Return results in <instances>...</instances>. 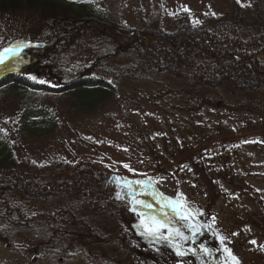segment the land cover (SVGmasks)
Instances as JSON below:
<instances>
[{"label": "rangeland", "instance_id": "rangeland-1", "mask_svg": "<svg viewBox=\"0 0 264 264\" xmlns=\"http://www.w3.org/2000/svg\"><path fill=\"white\" fill-rule=\"evenodd\" d=\"M108 1L119 24L173 31L185 16L202 27L256 0ZM10 22L0 17V29ZM111 54L107 45H75L68 58L32 75L37 82L67 81L98 60L109 72L96 67V75L115 76L108 64L135 71L120 77L117 94L95 111L72 112L64 100L47 97L59 126L47 135L20 136L16 152L37 167L59 164L63 172L82 168L116 177L111 200L85 202L60 192L48 201H23L30 212L77 215L31 227L0 216V264H264V89L244 95L226 84L186 82L132 53ZM16 109L15 102L0 101L4 129L12 128ZM165 213L182 235L146 231L155 220L164 222ZM122 222L142 250L132 252L115 236Z\"/></svg>", "mask_w": 264, "mask_h": 264}, {"label": "trees", "instance_id": "trees-1", "mask_svg": "<svg viewBox=\"0 0 264 264\" xmlns=\"http://www.w3.org/2000/svg\"><path fill=\"white\" fill-rule=\"evenodd\" d=\"M236 5L229 20L219 18L195 27L183 17L175 30L163 31L121 25L97 0H0V17H11L6 28L0 29V50L18 49L27 41L38 43L22 51L0 79V101L7 98L17 106L12 128L0 124V216L21 227H31L40 219L57 222L60 214L75 218L73 210H60L57 215L30 212L23 201H48L60 192L85 202L109 201L118 182L112 175L96 177L82 168L63 172L58 164L37 167L29 158L19 161L16 152L20 136L47 135L59 126L60 116L45 101L47 97L64 100L72 112L95 111L117 94L120 77L134 76V69L122 66L120 72L108 64L116 77L107 78L93 73L96 67H102L101 73L109 72L98 60L67 81L37 82L33 74L46 63L68 58L73 46L87 43L109 46L112 58L132 53L158 73L186 82L211 87L226 84L236 92L257 93L264 89V0L246 8ZM121 227L115 232L120 243L134 253L142 250L128 224L122 222Z\"/></svg>", "mask_w": 264, "mask_h": 264}, {"label": "snow or ice", "instance_id": "snow-or-ice-1", "mask_svg": "<svg viewBox=\"0 0 264 264\" xmlns=\"http://www.w3.org/2000/svg\"><path fill=\"white\" fill-rule=\"evenodd\" d=\"M8 52H11L13 54H18V49L17 48H7V49H3V50H0V64L4 63V59H5V56H4V53H8ZM136 183H140V181H137ZM137 204H140L141 201L137 200L136 201ZM168 204H172V201L169 200ZM146 207H151V205H145ZM168 205H165V207H167ZM173 207L175 208V205H173ZM135 211V209H133ZM165 215V220L164 222H160L159 220H155L154 221V224L156 225V227H151L149 226L148 228H146V231H148L151 235L155 236L157 233H160L161 235H163V230L164 229H168L169 231V235H172V234H175L177 236H180L182 235V233L180 232L179 229H174V228H171V226L168 224V215L167 213L164 214ZM182 219H187L186 216H181ZM250 243H253L255 244L256 241H250ZM206 250V249H205ZM177 255H183L182 252H180L179 250L177 251Z\"/></svg>", "mask_w": 264, "mask_h": 264}, {"label": "water", "instance_id": "water-1", "mask_svg": "<svg viewBox=\"0 0 264 264\" xmlns=\"http://www.w3.org/2000/svg\"><path fill=\"white\" fill-rule=\"evenodd\" d=\"M29 45H30L29 43L24 44V45L22 46V48H20V49L18 50V54L21 52L22 49L28 47Z\"/></svg>", "mask_w": 264, "mask_h": 264}]
</instances>
